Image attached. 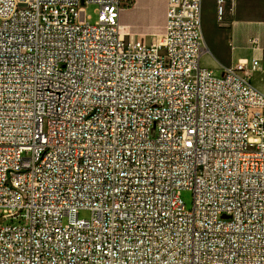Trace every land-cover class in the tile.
I'll list each match as a JSON object with an SVG mask.
<instances>
[{
  "label": "built area",
  "instance_id": "1",
  "mask_svg": "<svg viewBox=\"0 0 264 264\" xmlns=\"http://www.w3.org/2000/svg\"><path fill=\"white\" fill-rule=\"evenodd\" d=\"M128 5L0 0V264H264L259 59L200 63L202 0L151 44Z\"/></svg>",
  "mask_w": 264,
  "mask_h": 264
},
{
  "label": "crops",
  "instance_id": "2",
  "mask_svg": "<svg viewBox=\"0 0 264 264\" xmlns=\"http://www.w3.org/2000/svg\"><path fill=\"white\" fill-rule=\"evenodd\" d=\"M129 4L118 16L121 32L126 38L151 44L165 30L168 0H121ZM217 0H202L201 22H204L206 51L200 57L204 66H230L240 57H256L261 70L252 77V84L264 93V0H223L221 15ZM203 15V16H202ZM208 16V17H207ZM230 53L244 55L233 59L220 57L221 47Z\"/></svg>",
  "mask_w": 264,
  "mask_h": 264
},
{
  "label": "rangeland",
  "instance_id": "3",
  "mask_svg": "<svg viewBox=\"0 0 264 264\" xmlns=\"http://www.w3.org/2000/svg\"><path fill=\"white\" fill-rule=\"evenodd\" d=\"M95 7L93 5H89L86 7V14L90 16V22L93 23L96 19V13L94 11ZM203 16V15H202ZM208 17V16H207ZM204 22H201V32L205 37V31H204ZM205 53H208V51H206ZM244 55L243 53H240L239 50H235L232 53L229 52V50L222 46L221 47V54L220 57L224 58V59H229L230 57H232L233 59H236L239 56ZM213 72H215L217 75H220L222 70L221 69H215L213 70ZM157 134V127L156 125H152L149 129V135L151 138L155 137ZM180 196L182 199V202L184 203L186 208H190L191 204H192V193L189 190H183L180 192ZM78 216L81 218H87L89 217V212L87 210H79L78 211Z\"/></svg>",
  "mask_w": 264,
  "mask_h": 264
}]
</instances>
